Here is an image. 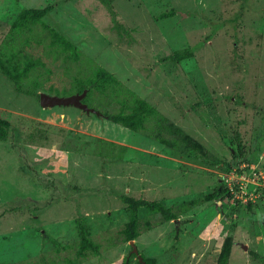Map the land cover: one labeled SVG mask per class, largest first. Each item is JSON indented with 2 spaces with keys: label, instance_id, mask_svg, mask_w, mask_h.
I'll use <instances>...</instances> for the list:
<instances>
[{
  "label": "rangeland",
  "instance_id": "rangeland-1",
  "mask_svg": "<svg viewBox=\"0 0 264 264\" xmlns=\"http://www.w3.org/2000/svg\"><path fill=\"white\" fill-rule=\"evenodd\" d=\"M47 4L62 6L46 21L78 45L79 61L58 55L39 26L11 31L23 7ZM112 6L124 30L113 26L100 0H0V49L8 45L45 62L31 74L43 82L39 96L18 92L0 73V116L13 128L0 141V261L65 264L76 255V221L84 218L102 252L80 264H121L133 250L121 234L129 219L121 194L175 208L221 186L217 198L178 220L141 208L137 249L155 264H221L230 244L226 264H264V0ZM171 9L173 17L160 18ZM186 47L194 48L191 58L164 60ZM89 57L182 127L210 159L172 152L155 138L153 120L135 132L73 105L43 106L40 94L63 96L55 90H69Z\"/></svg>",
  "mask_w": 264,
  "mask_h": 264
},
{
  "label": "trees",
  "instance_id": "trees-1",
  "mask_svg": "<svg viewBox=\"0 0 264 264\" xmlns=\"http://www.w3.org/2000/svg\"><path fill=\"white\" fill-rule=\"evenodd\" d=\"M100 1L105 4L109 10L113 26L119 30H124L122 24L118 21L117 13L112 6L114 0ZM58 6L62 8L61 5ZM58 6L55 4H47L46 6L39 8L23 7L17 14L16 19L11 26V31L15 33H33L34 29L39 26L43 31L47 32V35L50 38L49 45L53 50L55 48L58 55L63 56L65 59L77 62L83 56L78 45L63 31L62 28H58L46 21L49 14L56 10ZM174 15L175 10L171 9L168 12L162 13L160 18L173 17ZM33 37L35 38V35ZM193 55L194 48L186 47L184 49L176 50L164 60L178 63L191 58ZM85 64V67H87L86 70H83L84 73L82 75L74 77L69 90H63V92H60L54 88L51 89H54L57 94H62L63 96L76 93L81 94L84 90H87L82 102L87 104L88 107L93 108L95 110L94 113H99L101 116L106 117L115 123L126 126L135 132L145 130L147 124L153 120L155 122L154 126L158 132L155 138L167 148L173 150L172 152L177 155L180 153L186 154L190 157L200 156L205 160L210 159L211 156L209 152L197 143L195 138H192L182 127L169 121L166 118V115L160 113L155 106L139 96L134 90L124 85L115 74L104 66L95 63L90 57L86 59ZM41 67H45V62L39 57L35 58L30 55H24L22 51L15 50L8 45H6L5 49H0V73L7 77L18 92L39 96L37 89L43 86V82L38 80V78H35L34 74H31L33 71ZM48 72L50 73L51 70L48 69ZM24 81H28L30 86H24ZM99 101H103L104 104L110 102L117 104V112L109 113L107 111H101L96 105ZM12 129L10 120L0 116V141H6ZM167 135L169 136L167 137ZM239 147H241L240 143ZM97 154L101 156L103 151H98ZM217 163L220 165L222 161L219 160ZM229 167V164L226 165V168ZM218 188L217 191L206 195L203 200L207 201L217 198L222 190L221 186ZM120 198L129 209V219L121 231L123 241L125 242L135 240L141 235V208H145L147 211L154 214H160L164 221H171L178 220L180 214L187 212L191 207H194L203 201L195 198L187 199L178 204L177 207L173 208L159 200L135 198L127 194H121ZM0 214H2V212H0ZM76 223L79 236V239L75 244L77 249L76 255L75 257L66 258L65 264H80L88 255H99L102 252V245L95 242L90 237L91 232L86 220L84 218H78ZM53 243L56 244L57 242L53 240ZM230 252L231 245L228 244L224 246L220 259L221 264H226ZM141 256L146 264H155L153 258H148L143 255ZM135 257H137V264H144L143 262H140L138 255L133 251H131L129 256H127L121 264H131L132 259ZM0 264L3 263L0 261Z\"/></svg>",
  "mask_w": 264,
  "mask_h": 264
},
{
  "label": "water",
  "instance_id": "water-1",
  "mask_svg": "<svg viewBox=\"0 0 264 264\" xmlns=\"http://www.w3.org/2000/svg\"><path fill=\"white\" fill-rule=\"evenodd\" d=\"M87 90H84L83 93L72 94L69 96H58V95H49L47 93L40 94V102L43 106H54V105H73L87 112H95L93 108L88 107L87 104L83 103L82 100L85 97ZM132 251L138 255L140 262H144L143 257L139 254L137 246L134 243V240H131Z\"/></svg>",
  "mask_w": 264,
  "mask_h": 264
}]
</instances>
